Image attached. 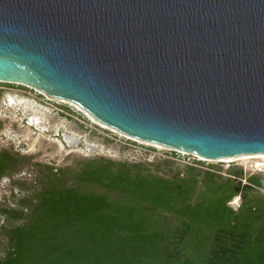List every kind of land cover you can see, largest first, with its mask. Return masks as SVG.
Returning a JSON list of instances; mask_svg holds the SVG:
<instances>
[{
  "label": "water",
  "instance_id": "obj_1",
  "mask_svg": "<svg viewBox=\"0 0 264 264\" xmlns=\"http://www.w3.org/2000/svg\"><path fill=\"white\" fill-rule=\"evenodd\" d=\"M0 83L203 160L264 155V0H0Z\"/></svg>",
  "mask_w": 264,
  "mask_h": 264
},
{
  "label": "trees",
  "instance_id": "obj_2",
  "mask_svg": "<svg viewBox=\"0 0 264 264\" xmlns=\"http://www.w3.org/2000/svg\"><path fill=\"white\" fill-rule=\"evenodd\" d=\"M16 161L0 156V178ZM45 169L44 188L22 202L28 214L6 212L25 222L5 233L0 264H264L262 175L158 174L103 158Z\"/></svg>",
  "mask_w": 264,
  "mask_h": 264
},
{
  "label": "rangeland",
  "instance_id": "obj_3",
  "mask_svg": "<svg viewBox=\"0 0 264 264\" xmlns=\"http://www.w3.org/2000/svg\"><path fill=\"white\" fill-rule=\"evenodd\" d=\"M50 99L28 86L0 83V153L17 155L14 157L18 160L0 178V258L7 251V230L25 222L6 212L28 214L29 209L22 202H34L35 194L44 188L45 167L52 168L53 172L58 169L78 170L85 161L103 158L112 162L142 164L151 172L157 170L158 174L170 170L174 175L185 166H194L201 169L215 167L213 171L220 169L218 173L225 175L236 166L242 169L245 178L254 174L264 176V159L201 161L194 155H182L155 144L128 140L130 138L92 124L72 106ZM22 112L37 118L41 130L29 128L23 121L26 116L23 117ZM63 134L78 144L67 145ZM163 160H170L174 165L169 168L161 164L156 166ZM239 204V198L228 203L234 210Z\"/></svg>",
  "mask_w": 264,
  "mask_h": 264
},
{
  "label": "bare ground",
  "instance_id": "obj_4",
  "mask_svg": "<svg viewBox=\"0 0 264 264\" xmlns=\"http://www.w3.org/2000/svg\"><path fill=\"white\" fill-rule=\"evenodd\" d=\"M51 101H55V102H59V103H62V104H67L66 102H63V101H60V100H57V99H54V98H51L50 99ZM69 105V104H68ZM14 107H12V109H13ZM15 109V108H14ZM75 109V108H74ZM76 110V109H75ZM16 112H19V110H15ZM79 114H82L81 112H79L78 110H76ZM22 114V116L24 117V116H26V118L28 119V126H29V128H31V129H35V130H37V131H40L41 129H40V126H39V124H38V119L37 118H34V116H29V115H27V113H25V112H22L21 113ZM83 116H85L84 114H82ZM92 124H94V125H97V126H99L100 128H102V129H106V130H109V131H111V132H113V133H116V134H118V135H120V136H122V137H124L123 135H121L120 133H118V132H116L115 130H113V129H111V128H109V127H107V126H105V125H103V124H101V123H99V122H97V121H95V120H93V119H91V118H89V117H87V116H85ZM42 131H44V130H42ZM46 131V130H45ZM64 139H65V142L67 143V145H76V144H78L74 139H72L71 137H69L68 135H65V134H63V136H62ZM126 138V137H125ZM128 140H131V141H134V139H128ZM156 146V145H155ZM160 148V147H159ZM162 148V147H161ZM164 149V148H163ZM180 153V152H179ZM180 154H182V155H188V154H184V153H180ZM264 159V155H248V156H239V157H233V158H229V159H223V160H220V161H232V160H236V159H247V160H249V159ZM200 159V158H199ZM201 161H205L206 162V160H203V159H200ZM263 166H264V164H263Z\"/></svg>",
  "mask_w": 264,
  "mask_h": 264
},
{
  "label": "flooded vegetation",
  "instance_id": "obj_5",
  "mask_svg": "<svg viewBox=\"0 0 264 264\" xmlns=\"http://www.w3.org/2000/svg\"><path fill=\"white\" fill-rule=\"evenodd\" d=\"M23 121H25V124L28 125V119H27V118H24ZM0 156H12L13 158H15L14 156H17V155H11V154H9V153H7V152H1V153H0ZM12 166H13V165H12ZM12 166H11V167H12Z\"/></svg>",
  "mask_w": 264,
  "mask_h": 264
},
{
  "label": "built area",
  "instance_id": "obj_6",
  "mask_svg": "<svg viewBox=\"0 0 264 264\" xmlns=\"http://www.w3.org/2000/svg\"><path fill=\"white\" fill-rule=\"evenodd\" d=\"M264 167V166H263Z\"/></svg>",
  "mask_w": 264,
  "mask_h": 264
}]
</instances>
